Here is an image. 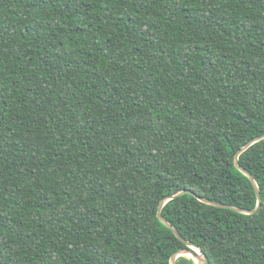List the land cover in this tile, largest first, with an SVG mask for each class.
<instances>
[{"label": "trees", "instance_id": "trees-1", "mask_svg": "<svg viewBox=\"0 0 264 264\" xmlns=\"http://www.w3.org/2000/svg\"><path fill=\"white\" fill-rule=\"evenodd\" d=\"M264 0H0V264H264ZM177 264H198L186 256Z\"/></svg>", "mask_w": 264, "mask_h": 264}, {"label": "water", "instance_id": "water-1", "mask_svg": "<svg viewBox=\"0 0 264 264\" xmlns=\"http://www.w3.org/2000/svg\"><path fill=\"white\" fill-rule=\"evenodd\" d=\"M263 139H264V135L261 136V137L255 138L254 140L249 142L247 145H245L242 149H240V151L235 156V165H236V167L251 180V182H252V184H253V186L255 188V191H256V194H257V197H258V205H257V207L255 209H253V210H244V209H241V208H238V207H234V206H231V205L218 203V202H215V201L203 198V197H198V199L201 202L206 203L208 205L219 207V208L231 209V210L239 212V213H244V214H254V213H256L259 210V208L261 207V204H262L260 189H259V186H258L255 178L247 170H245L240 165L239 158H240V155L243 152H245L248 148H250L253 144H255V143H257V142H259V141H261ZM188 193L194 194L192 191L183 190V191L178 192V193H176L174 195L166 197L165 199H163L161 201L160 206H159V211H158L159 219L166 226H168L174 232V234L179 239H181L185 243V245L187 246V248H184V249H182V250H180V251H178V252L173 254V256L171 257V264H177V259L179 257H182V256H186V257L191 256V258L194 259L198 264H211L209 258L202 251V249L199 246H197V245H195V244H193V243H191L189 241H186L182 237V235L178 232V230L162 215V209H163V207L166 205V203L168 201L173 200L174 198H176V197H178L180 195H184V194H188Z\"/></svg>", "mask_w": 264, "mask_h": 264}, {"label": "rangeland", "instance_id": "rangeland-1", "mask_svg": "<svg viewBox=\"0 0 264 264\" xmlns=\"http://www.w3.org/2000/svg\"><path fill=\"white\" fill-rule=\"evenodd\" d=\"M191 258V256H189Z\"/></svg>", "mask_w": 264, "mask_h": 264}]
</instances>
